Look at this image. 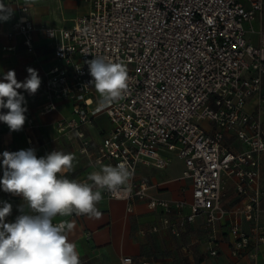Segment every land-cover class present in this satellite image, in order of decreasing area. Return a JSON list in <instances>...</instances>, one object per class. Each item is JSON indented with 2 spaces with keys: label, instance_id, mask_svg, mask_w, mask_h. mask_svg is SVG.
<instances>
[{
  "label": "built area",
  "instance_id": "obj_1",
  "mask_svg": "<svg viewBox=\"0 0 264 264\" xmlns=\"http://www.w3.org/2000/svg\"><path fill=\"white\" fill-rule=\"evenodd\" d=\"M88 1L90 11L72 27H36L31 7L21 5L17 32L7 35L19 36L32 55L36 32L52 41L55 62L41 81V111L56 110L61 102L72 106V115L55 123L56 138L77 141L79 153L90 155L86 128L106 115L112 126L91 164L125 163L134 177L130 191L117 196L104 191V198L125 201L128 213L146 203L175 236L199 215L209 229L232 217L234 257L264 245V33L259 44L248 39V25L263 11L264 0L248 5L240 0ZM96 56L121 62L129 76L125 99L100 111L85 63ZM35 126L30 117L27 129ZM27 143L38 151L31 135ZM174 157L183 160L182 179L189 182L177 199L154 194L155 185L140 174L142 166L164 170ZM228 180L241 198L230 208L224 205ZM2 202L0 189V207ZM238 217L249 222V231ZM210 253L216 256L217 250Z\"/></svg>",
  "mask_w": 264,
  "mask_h": 264
},
{
  "label": "crops",
  "instance_id": "obj_2",
  "mask_svg": "<svg viewBox=\"0 0 264 264\" xmlns=\"http://www.w3.org/2000/svg\"><path fill=\"white\" fill-rule=\"evenodd\" d=\"M240 1L245 5L250 3V0ZM2 2L11 11V18L7 22L0 21V80L3 79L4 73L14 70L18 82L26 79L28 67L37 70L42 81L47 68L55 62L52 41L42 33L35 34L36 55L25 50L19 36L8 38V33L17 32L21 17L20 6L27 4L31 7V19L36 27H72L78 17L91 9L88 0ZM248 28L250 42L259 44L264 33V9ZM6 46H14L15 49L8 51L4 49ZM18 91L26 100L23 105L27 107L26 122L20 131H10L5 123L0 122V169H4L2 153L29 149L27 136L31 135L39 148L35 152L38 158L54 150L74 154V168L66 174L67 178L85 180L90 172L99 170L91 164V157L103 135L111 129L112 125L106 115H101L95 119L93 125L86 128L92 144L90 155H82L78 151L77 141H70L66 137L56 138L54 125L62 116L72 115L71 104L61 102L56 110L43 113L41 110L45 105V98L41 87L34 95H29L23 89ZM0 111L6 113L7 109ZM30 117H34L36 122L32 130L27 129ZM184 170L183 160L174 157L166 169L142 166L140 174L155 185L152 189L154 194L177 199L182 196L185 185H189L187 180L182 179ZM0 189L4 200L12 205L6 222H15L22 210L26 211L24 201L21 196L6 193L2 187ZM226 191V207L240 204L241 198L233 181L228 180ZM262 205L264 207V200ZM97 207L102 212L99 218L77 216L74 213L64 218L73 224V229L68 233V240L76 244L81 264H124L123 259L126 257L133 259L132 264H264V245L252 246L240 257L232 256V217H225L218 221L213 229H209L206 217L199 215L194 223L187 225L180 236H175L163 225L161 214L149 210L144 202L137 203L133 213L127 212V203L123 200L103 197ZM59 219L61 218L57 217V220ZM237 220L243 230H250L248 221L241 217ZM154 227L158 230L153 231ZM212 249L217 250L216 256L211 255Z\"/></svg>",
  "mask_w": 264,
  "mask_h": 264
},
{
  "label": "clouds",
  "instance_id": "obj_3",
  "mask_svg": "<svg viewBox=\"0 0 264 264\" xmlns=\"http://www.w3.org/2000/svg\"><path fill=\"white\" fill-rule=\"evenodd\" d=\"M11 11L0 0V21L7 22ZM92 80L89 85L97 93V111L125 99L129 76L121 62L102 56L86 61ZM28 76L18 82L14 70H9L0 80V122L10 131L22 130L27 108L23 89L34 95L41 86L37 70L27 69ZM3 178L0 187L6 193L21 196L24 201L22 214L15 222H6L12 205L2 202L0 207V264H81L75 243L68 240L73 224L66 217L73 213L89 218H99L102 212L97 205L102 192L113 196L131 190L134 169L125 163L115 166L96 164L99 170L87 175L85 180L69 179L75 156L54 150L37 157L35 150L2 153ZM57 217L61 219L57 220ZM55 221V222H54Z\"/></svg>",
  "mask_w": 264,
  "mask_h": 264
},
{
  "label": "rangeland",
  "instance_id": "obj_4",
  "mask_svg": "<svg viewBox=\"0 0 264 264\" xmlns=\"http://www.w3.org/2000/svg\"><path fill=\"white\" fill-rule=\"evenodd\" d=\"M240 144V143H239Z\"/></svg>",
  "mask_w": 264,
  "mask_h": 264
}]
</instances>
